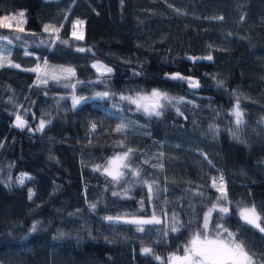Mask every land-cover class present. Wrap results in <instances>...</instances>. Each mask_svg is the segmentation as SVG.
<instances>
[{"label":"trees","instance_id":"16d2710c","mask_svg":"<svg viewBox=\"0 0 264 264\" xmlns=\"http://www.w3.org/2000/svg\"><path fill=\"white\" fill-rule=\"evenodd\" d=\"M21 11L24 32L16 31V21L10 28L0 27V35L11 39L13 33L35 39L25 45L2 41L8 49H0L6 65L10 60L20 66L0 67V264H160L141 254L144 246L167 262L170 254H183L196 228L164 236V213L169 225L174 212L188 225L191 203L197 209L196 223L202 224L220 195L212 187V178L220 175L232 201L225 226L242 230L256 257L264 256V234L245 224L235 206L238 201L264 205V0H0V18ZM77 20L83 25L74 28ZM45 25L64 27L57 34L44 32ZM75 30L83 32L82 40L73 37ZM77 47L91 51L78 52ZM208 55L211 60L204 59ZM45 60L49 66L72 67L75 89L64 87V80L41 83L37 73L27 70ZM94 60L112 73L101 77L91 66ZM176 73L200 86L193 89L187 80L167 78ZM98 78L107 89L94 83ZM108 89L117 93V102L120 94L151 89L191 101L180 105L182 115L170 107L151 119L135 112L134 105H121L130 109L123 115L134 122L124 134L127 146L138 150L133 167H141L144 179L167 189L157 193L155 209L147 202V187L131 186L126 177L127 182L113 188L110 178L93 171L122 150L116 144L124 135L113 131L122 113L112 100L99 98L73 109L72 96L94 97ZM237 96L245 120L239 140L229 132L235 128L229 113ZM16 115L32 129L41 119L51 123L43 131L20 130L13 124ZM93 121L96 133L89 131ZM212 124L217 134L209 130ZM161 163L163 170L151 167ZM22 174L30 179L20 185L15 181ZM128 187L131 198H122ZM113 191L121 195L113 196ZM197 191L211 199L194 195ZM93 203L95 210L89 207ZM154 210L162 223L142 225L146 232L104 219ZM219 215L212 212L213 218ZM60 232L65 236L55 238Z\"/></svg>","mask_w":264,"mask_h":264},{"label":"snow or ice","instance_id":"6c2138e0","mask_svg":"<svg viewBox=\"0 0 264 264\" xmlns=\"http://www.w3.org/2000/svg\"><path fill=\"white\" fill-rule=\"evenodd\" d=\"M17 16H4L0 18V27L10 28L12 27L11 21H16V31L24 32L23 23L24 20V12L21 11ZM67 19V17H65ZM76 25H83L82 20H77L74 22L73 27ZM64 27V25H60V27H54L51 25L44 26V32H55L59 33L60 28ZM30 35H36L35 33H30ZM73 37L77 40L83 39V32L73 31ZM59 39V36L56 37ZM15 40H21V36L17 35L14 37ZM0 40L5 41L7 44H12L13 39L9 38L5 35H0ZM43 43V41H41ZM64 44H68L67 40L62 41ZM10 51V50H9ZM76 51L85 52L91 51V49H85L84 47H77ZM25 55H32V53L25 50ZM191 59V57H190ZM204 59L211 60L212 56L208 55L204 57ZM10 66V67H20L18 64L12 63L10 60L7 61V65L5 64V59L0 57V67ZM93 68L97 70L101 77L106 74H111L113 69L110 67H106L99 62L94 63L92 65ZM28 71L35 72L38 74L37 79L41 83L47 84L48 79L55 81L59 84L62 80L68 81V83H64V87H72L75 89V84L71 83V79L75 77L76 73L72 67H64V66H49L48 62L45 60L43 64L37 62L36 66ZM41 73H43V78H41ZM140 73H136L139 75ZM171 80H187L190 88H198L200 86L198 81L192 80L189 77H184L179 73L172 74L167 77ZM76 83H81L80 81H76ZM94 83H104L107 89V83L103 79H99ZM218 87H223V81H217ZM117 93L111 91L110 89L105 91H97L94 93V97L87 96H76L73 94L72 96V107L75 109L81 103L87 101L91 98H99V99H109L113 101V108H115L118 112L122 113L119 117L120 122L116 125L113 131L115 133H119L124 135L126 130H131V126L134 123L129 120L123 113L130 111L127 107H121L122 104L134 105L135 112L142 113L145 117L151 119L152 117L160 118L164 111L170 107L175 108L177 115H182L180 105L184 103H191V101H186L184 97H175L169 95L168 92L162 91L160 89H153L150 93H145L143 90H138L134 95H119V102L116 101ZM234 117L235 128L229 129L231 136L234 139L239 140V132L242 129V126L245 124L244 113L240 106V96H237L236 103L234 104L231 112L229 113ZM219 115V114H217ZM261 122H264V117L261 118ZM51 123L50 120L41 119L39 126L36 129H32L28 127L27 121L21 116H16L15 127L20 130H24L28 127L29 131H43L47 124ZM97 123L95 121L91 122L89 131L91 133H96ZM209 130L214 134L219 132V129L215 124L209 126ZM127 136L124 135V139L117 141L116 146L122 149L121 152L115 153L113 156L109 157L105 164H96L93 167V171L100 172L101 175H104L106 178H110L112 183V187L115 188L117 185H121L122 183L127 182L126 177L129 178L131 182V186L142 185L147 187L148 196L147 202L149 204H153L154 209L158 207L153 202L159 199L157 193L161 190L167 191V189H160L157 181L152 180L149 181L143 178V169L139 166L133 167L134 157L138 155V150L132 147L127 146L126 144ZM89 143H91V138L89 139ZM2 146V145H0ZM161 157L163 153L159 154ZM205 159L207 157L205 156ZM149 161L145 159L143 163L147 164ZM209 163H211L209 161ZM151 167H159L163 170V164L159 165H151ZM148 175H151L149 173ZM11 179V178H10ZM26 179H30L27 174H22L20 177L16 179V183L23 185ZM108 181L106 180V183ZM212 187L216 189L217 192L220 193L219 196L215 198V202L212 203L211 208L204 214L203 223L197 224V209L196 206L190 203V207L193 209L192 219L188 222V225H184L180 223L179 214L173 213L171 219V224L169 225V217L167 213H164V230L163 235L167 236L168 232L171 231L173 233L180 232L182 228L187 227L189 231H192V227L196 228V231L192 233V237L188 244L184 246L183 255H177L176 253L170 254L169 260L166 262L164 259L157 255L154 249L151 246H144L141 248V254L152 256L155 260L159 261L160 264H264V256L261 258L256 257V253L253 252L245 239L242 230L230 231L228 227L225 225L228 223V217L230 215V207L232 204L228 196V192L225 186V181L223 175L219 177L212 178ZM106 190H108L106 188ZM131 191V187L124 188V195L122 198H131L127 196V193ZM33 193L29 192V199L32 198ZM113 196L121 195V193L117 191L112 192ZM194 195L203 197L205 201L210 200L211 197L207 196L206 193L197 191ZM224 203H221V202ZM167 202V201H166ZM203 202V201H202ZM141 207L140 211H145V199H141L139 201ZM236 209L240 219L247 225H251L252 228H255L261 234H264V205H256L245 204L243 201L236 202ZM89 207L92 210H95L97 205L90 204ZM217 211L220 215L216 218L212 217V212ZM104 219L110 223H125V224H133L137 225V232H146V229L142 227V225H160L162 223L160 217L157 215L156 211H153V214L150 218H137L135 216L129 217L127 214L124 216H106ZM214 224V234L209 236V225ZM37 230V224H33L31 231ZM157 231H160L159 229ZM65 236V233L60 232L59 235L55 238L59 239ZM159 242V241H157Z\"/></svg>","mask_w":264,"mask_h":264},{"label":"rangeland","instance_id":"374dc122","mask_svg":"<svg viewBox=\"0 0 264 264\" xmlns=\"http://www.w3.org/2000/svg\"><path fill=\"white\" fill-rule=\"evenodd\" d=\"M9 16H11V15H9ZM15 16H16V15H15ZM17 17H19V16H17ZM75 31L78 32V30H75ZM12 35H13V39H14V37L17 36V35H19V34H17V33H13ZM19 36H21V40H19V41H21V43H22L23 45H25V44H29V43L31 42V40H32V41H35V39H31V40H29V37H28L29 35H27V34H23V35H19ZM14 40H15V39H14ZM3 42H4V41H3ZM3 42H2V40H0V49H3V50L5 51V50L8 49V47H7V45L4 44ZM0 56H1V57H4V53H3L2 51L0 52ZM7 61H9V60H6V62H7ZM97 62H99L100 64L105 65V64L102 63L101 61L94 60L93 62H91V66H92L94 63H97ZM52 66H55V65H52ZM105 66H106V67H109V66H107V65H105ZM94 70H95L96 73H98L97 70H96L95 68H94ZM40 75H41V74H40ZM42 75H43V74H42ZM152 90H153V89H151L150 91L145 92V93H150ZM16 116H17V115H16ZM16 116H15L14 119H13V124H14V125H15V122H16ZM121 151H122V150L116 151V152H114L111 156H113L115 153H119V152H121ZM111 156H109V157H111ZM109 157H108V158H109ZM108 158H107V159H108ZM107 159L104 161L103 164L106 163ZM125 214H127L129 217L135 216V217H137V218H150V217L152 216V214H149V215H136V214L126 213V212H124V213H118V214H114V215H107V216H113V217H116V216H124ZM105 217H106V216H105ZM209 236H210V235H209ZM191 237H192V236L189 237V239L186 241L185 245L189 243ZM210 238H211V236H210ZM185 245H184V246H185ZM182 255H183V254H182Z\"/></svg>","mask_w":264,"mask_h":264}]
</instances>
